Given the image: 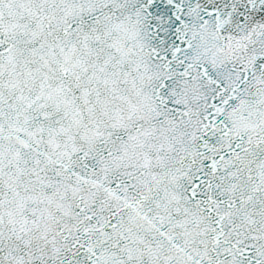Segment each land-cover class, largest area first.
I'll use <instances>...</instances> for the list:
<instances>
[{"label": "water", "instance_id": "water-1", "mask_svg": "<svg viewBox=\"0 0 264 264\" xmlns=\"http://www.w3.org/2000/svg\"><path fill=\"white\" fill-rule=\"evenodd\" d=\"M147 1L148 0H116V4L111 3L109 5L103 4L101 1L83 0L82 2H68L66 0H52L39 11L42 13L52 12L56 14V16H58L61 20L60 28H62L64 20L69 18H71V20L78 19V15H81L84 11H87V17L101 13L98 18H94L92 20L94 27L90 26V28H87L86 30H84V27H82L81 29H78L72 33L76 35L63 36L57 42H55L54 45L56 47L62 46L61 51L64 54L63 58L67 59L68 61H75L76 64L81 66V70L83 72L87 71L89 68L95 69L98 67L97 64H100V61L95 60L98 55L105 56V53L109 52L111 56H114L113 59L118 61L112 64L111 70L112 75L117 79V81H111L108 77H105L101 79L100 85L107 86L106 88L109 89L110 93L112 95H116L114 93L123 92L127 85L135 87L140 86L142 89H149L152 87L149 79L145 80L144 82L141 81L139 69H135L134 64L129 70L125 71V75L123 77L120 76V61L123 56L119 55V52H121L123 48L124 51L135 52L132 54H135L141 58V64L145 65V68L153 70L151 73L149 71L142 72L141 75L144 77L149 78L151 75V77L154 78L155 83L158 86H161L163 83L162 80L166 76L164 73L162 74L159 71L155 73V65L153 63L150 64L152 60L151 57L145 55L144 53L145 49L147 51H152L157 48L156 41L151 39V33L149 32L151 26L147 25V29L143 33L141 32V29L144 25L150 22H148V17H152V24L158 26L159 33H161L162 29H165L166 27L175 28L179 21L171 17V6L166 8L157 5L148 7ZM206 1L207 0H204V2ZM129 2L132 4L128 5V7L121 11L122 6ZM236 2V4H238V8L245 11L244 4H242L240 0ZM225 3H228V0H226ZM60 4L66 5L67 9L60 11L58 8ZM113 6H115V8L112 11L111 7ZM144 8H148V10L151 12L150 16L146 14L148 12H146ZM167 18L169 19L168 23H165L164 21ZM56 20L58 21V19ZM110 21L112 23L120 24L118 26L110 25ZM133 23L135 26L132 25ZM109 26L114 31L113 35L109 31ZM131 32L133 33V37L138 39V41L143 44V48H135L129 44L127 37H130ZM93 34L96 35V37H94ZM73 36L76 37L73 38ZM44 43L50 42H41L39 44L40 48L44 47ZM16 60H19V58L17 57ZM42 66H47L49 68L40 69L39 67L35 70V72L39 74L40 82L43 85V88H45L48 86V84L55 80L54 75L57 74L58 66L57 64H55V66ZM7 74V72L2 73V76L6 80H8ZM119 76L121 77L120 80ZM193 82L195 84L200 82L202 85L210 87L201 80L197 72L194 75ZM56 84L57 83L54 84V90L59 89ZM0 88L2 90L3 99L7 100L8 97L10 98L17 95L23 100L24 106H27L25 108L26 110L33 107V109L36 111L32 112V115L36 113L39 115L41 109H47L45 108L46 105L48 107L53 106L54 102L60 105H65L63 102H76L75 100H77L75 99V93H56L57 98H55V96L50 97L45 94L44 96H47V98L41 101L39 104L34 105L35 102L29 101L27 96H23V91L18 87H13L10 81L4 82V80L1 79ZM152 88L154 89V87ZM80 95V99L92 101L88 94L80 93ZM96 96L100 98L99 95ZM7 102L8 101H6V103ZM86 104V108L90 111V116H92L94 114L92 113L94 106L89 102H86ZM103 106L104 105H101L99 101H97V107L100 113L107 111L106 109L102 108ZM67 107L73 108L70 105ZM107 113L109 115L107 118H112V111ZM32 115L29 112H23V118L21 121H19L22 123L21 125L25 126L28 122H32ZM60 119H67L65 124H69V126L62 128V133H66L71 130L74 131L75 126L85 129L83 127L84 120L82 117L78 120H74L75 116L67 115ZM100 121L101 120L99 119L98 121L94 120L92 122V125L95 126V129L91 131L90 137L86 136V131H84V136H80L82 141H87V144L82 146V150H84L86 146V149L89 150L91 145L97 144L101 141L108 143V145H112L113 141L110 140L112 139L110 138V134L112 133L117 135L125 131L126 124H123L117 130H112L108 133H103L98 136L97 134L100 132V129L111 130V128L115 127L111 122ZM108 137L110 139H107ZM97 146H104V144L101 142ZM109 148L110 147H108V149ZM11 154L15 156L20 163L23 174L17 175V178L15 179L8 178L7 180H4L5 182L2 186V191H4V194L2 195L0 193V202L5 203L7 199L12 202H16L17 198H20L24 195L26 198H28L27 201L29 203H32V200L34 201L38 198H41L43 200L42 203L35 205L34 211L37 213H44L46 215L45 221L42 225L37 226L34 223L28 224V231L25 234H21L17 230L10 233L11 237L14 236V238H16L14 243L11 242L10 248L19 259L17 264H49V262L52 264L53 259H56V261L62 259V264H88V256H81L79 255L78 251L66 250L65 248L68 244L71 245L73 240H81L80 234H82L84 231L91 230L94 227L93 221L83 219L81 215L76 213V211H78L80 208V204H89V200L92 203H97V201L101 200L95 199L96 195H100V199L107 197V195L97 194L100 189H93L88 181H84L81 178L77 177L76 180H71L68 177V173H70L69 171H60L51 159L44 157L40 152L37 151V149L31 148L23 141L15 144L14 149L11 150ZM81 155L86 156V154ZM209 156L210 155H208L203 161L197 162V164L201 165L199 167L200 169L206 168L205 164L208 162ZM125 158L126 156L121 158V164L124 162ZM182 161L183 159H181V162ZM76 162L79 164L78 160H76ZM160 188L161 187L159 185L154 187V189L157 190L156 193H159ZM184 188L188 191V189L191 188V185H184ZM104 193L106 194L105 190ZM204 196L206 195H203L202 197L204 198ZM79 201L81 202L80 204H78ZM108 202H117L119 205L118 209L121 207L119 200H108ZM70 204L76 206L74 211L70 209ZM202 204L203 199L191 200L189 203L191 208L194 209H198ZM100 209H103V207L97 208L98 217L94 219L100 225H103V219L99 217ZM160 209L162 213L165 212L166 214V209L164 210V207ZM122 211L124 210L122 209ZM20 214L21 210L11 209L8 216L14 219H19ZM131 216L132 214L126 213V219L121 223L122 227L136 223V219L131 218ZM157 223L161 225L160 220H158ZM61 230L69 232L70 238L67 243L60 242L61 235L59 233ZM29 235H32V238L28 240ZM99 236L103 238L109 237L108 235H105L104 232H102ZM197 236L198 241L201 240L204 244H210L208 239L206 241V238L203 234L198 233ZM113 238L120 239L116 236ZM121 240L124 244L125 241L123 239ZM112 245L113 244H110V247ZM28 246H31L32 249L29 250L30 260L28 259L27 262V259L22 256V247L28 248ZM194 246L195 249L199 251V247L195 244ZM117 248H119L118 245H116V248H112L113 253L117 255L119 254L120 256H111L112 261L110 264H128L130 254L129 256L126 254L122 256V253L124 252L123 249L121 251V247L119 249ZM140 249L141 247H139L137 251ZM139 254L140 252L138 251L133 255H136L135 257L137 259L139 258ZM156 257L159 259L157 255ZM196 257L198 259L201 257L203 261L208 262L211 260V251L203 247ZM158 264L197 263L191 261L190 259H180L179 257H175L174 254L168 252L164 258L161 260L159 259Z\"/></svg>", "mask_w": 264, "mask_h": 264}]
</instances>
